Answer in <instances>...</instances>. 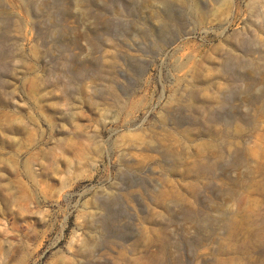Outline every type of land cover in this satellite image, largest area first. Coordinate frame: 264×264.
Wrapping results in <instances>:
<instances>
[{
	"label": "rangeland",
	"instance_id": "obj_1",
	"mask_svg": "<svg viewBox=\"0 0 264 264\" xmlns=\"http://www.w3.org/2000/svg\"><path fill=\"white\" fill-rule=\"evenodd\" d=\"M0 264H264V0H0Z\"/></svg>",
	"mask_w": 264,
	"mask_h": 264
}]
</instances>
